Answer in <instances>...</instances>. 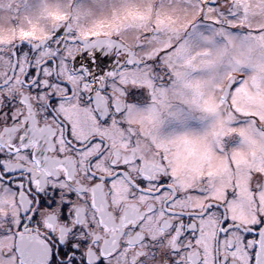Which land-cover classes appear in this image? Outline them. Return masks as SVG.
<instances>
[{"label":"snow or ice","instance_id":"6c2138e0","mask_svg":"<svg viewBox=\"0 0 264 264\" xmlns=\"http://www.w3.org/2000/svg\"><path fill=\"white\" fill-rule=\"evenodd\" d=\"M0 264H264V0H0Z\"/></svg>","mask_w":264,"mask_h":264}]
</instances>
